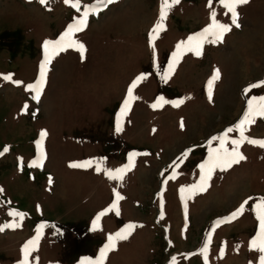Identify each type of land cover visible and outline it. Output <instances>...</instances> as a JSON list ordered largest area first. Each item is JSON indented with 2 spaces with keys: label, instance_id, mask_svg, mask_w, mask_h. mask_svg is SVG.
<instances>
[{
  "label": "rangeland",
  "instance_id": "rangeland-1",
  "mask_svg": "<svg viewBox=\"0 0 264 264\" xmlns=\"http://www.w3.org/2000/svg\"><path fill=\"white\" fill-rule=\"evenodd\" d=\"M88 5L96 0H81L79 11L64 0H0V264H23L25 245L37 236L28 264L95 261L108 237L129 224L136 227L104 264H260L264 253L251 241L260 233L255 205L264 197V147L250 141H264V116L245 127L238 146L245 159L215 170L205 191L188 189L219 147L212 137L233 128L226 147L236 148L249 101L264 97V0L237 7L240 27L219 0H179L154 41L162 0H115L74 34L83 54L70 48L53 57L34 100L27 85L39 78L44 42L59 39ZM212 11L231 31L205 43L199 56L183 51L162 79L177 45L203 32ZM215 69L220 76L210 87ZM142 74L137 99L121 118L128 87ZM160 97L166 103L153 108ZM132 153L123 179H110L107 170L129 165ZM84 161L94 163L71 166ZM117 192L119 214L105 213L94 229ZM242 204L243 213L224 222Z\"/></svg>",
  "mask_w": 264,
  "mask_h": 264
},
{
  "label": "snow or ice",
  "instance_id": "snow-or-ice-1",
  "mask_svg": "<svg viewBox=\"0 0 264 264\" xmlns=\"http://www.w3.org/2000/svg\"><path fill=\"white\" fill-rule=\"evenodd\" d=\"M48 0H40L41 4H46ZM66 4H71L72 7L76 8L78 11L81 6V0H64ZM115 0H96V6L88 5L85 7V10L83 11L82 16L76 20L75 23L70 24L67 29L63 32V34L59 37L57 40H46L44 42L43 48H44V60L41 64V70L39 74L38 80L33 83L27 85L28 89L33 91L35 94L33 96V99L36 101L40 100L41 94L43 92V89L45 87L46 83V73L48 71V66L53 59L54 56L58 55L60 52L67 51L70 48L77 49L80 53H84L86 48L85 45L82 42H79L78 40L74 39V34L76 32L82 31L87 26V21L90 14L97 13L99 11L100 7H107L108 5L114 3ZM220 4L226 9L225 14H231L232 18V24L236 27H240L238 23V13H237V7L241 4L248 3V0H219ZM179 3V0H162L161 5V13H160V21L154 26L151 32V40L154 41L156 39V36L158 33L164 29V19L166 18L167 11L171 7L172 4ZM211 7V4L209 5ZM216 12H211V23L206 27L203 32L197 34L196 36L189 37L187 41H181L177 45L176 52L173 53V60L169 64L168 69L162 76V79L167 80L171 73L173 72L176 63L178 62L179 58L181 57L183 51H193L197 56L201 55V49L205 43H212L216 44L219 42H222L224 39V36L229 33L232 29V25L224 24L219 22L216 19ZM154 46V45H153ZM220 71L219 69H215L213 71V75L210 77L209 80V86L211 85L219 78ZM5 80L12 81L15 84H21V81H13L11 75H6L3 77ZM145 77L142 75L138 76L128 87L127 91V97L123 101V107L121 108L120 117L122 118L130 109V106L132 102L137 99L133 95V90L137 87V85L140 83L141 80H143ZM261 84H264V81H261ZM258 85H251L250 87L255 88ZM247 91V89H246ZM211 96V92L209 93ZM183 101H180L179 103H182ZM163 103H166L164 101L163 97H160L154 104H152L153 108H159L162 106ZM179 103H176V106H179ZM25 110H27V106H25ZM255 115L264 116V97H253L249 101V113L246 114L244 120L240 122V125L238 126L240 131V139L232 140V143L237 145L236 148L231 149V151L228 150L226 147V144L228 142V132H233L235 129L229 128L227 132L222 136H214L212 137V140H219L220 144L218 148H214L211 150L209 154V159L204 163L200 165V168L202 170V175L200 177V182L198 184H194L189 187V191L191 193L196 192H202L205 191L208 186V181L211 179V176L213 172L217 169H220L221 171H226L228 168H230L233 164L239 163L241 160L245 159L239 151L238 146L245 140L247 137L244 136V130L247 124L252 120V118ZM116 130L119 132L122 130L119 121L117 122V128ZM47 135L46 131L41 132V140ZM254 144H259L261 147H264V141H257L252 140L250 141ZM7 151V149H5ZM135 153H132L129 157V165H125L122 168L115 169V170H107V175L110 179L113 180H122L124 173L131 167V160L135 156ZM184 156L187 155V153L183 154ZM93 161H84L82 163H74L71 166L72 167H81V168H87L91 167ZM97 164L96 170L99 172L102 169L99 167L100 161H95ZM39 161H33L32 165L37 166L39 165ZM2 191V189H0ZM183 191V189H182ZM123 199V197L117 192L115 194V202L107 209H105L103 212H101L97 217L96 221L94 222V229L99 227V220L100 217L105 215L107 212L116 211L117 214H119L118 209V202ZM244 204H247V201L244 202ZM244 204L240 206L235 212H233L229 217L225 219L224 222H227L229 220L235 219L237 216L243 213L244 211ZM255 209L257 211V215L260 221V233L259 236L256 239H253L251 241V246L254 249H259L261 253H264V197L260 198L259 202L255 205ZM14 217L23 218V214L19 213L15 210H13L10 213ZM221 223V221L217 222V225ZM11 227H18L19 224L14 223L12 225H8ZM44 225H41V229H43ZM136 227L135 224H129L125 229H123L120 232L115 233L114 235H110L108 237L109 243L100 251V256L95 261H86L82 262V264H104L105 258L107 256V253L111 251L115 247V242L117 240L121 239H127L131 232ZM2 230V228H0ZM39 239V236L36 237L35 240H30L24 248L25 252V258L23 261V264H28V254L29 250L32 246H34ZM210 242V237H209ZM203 252L207 251V245L204 249H202ZM173 264H175V258H173ZM260 264H264V255L260 257Z\"/></svg>",
  "mask_w": 264,
  "mask_h": 264
}]
</instances>
